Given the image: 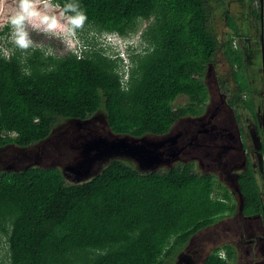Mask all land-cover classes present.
<instances>
[{
	"label": "trees",
	"instance_id": "1",
	"mask_svg": "<svg viewBox=\"0 0 264 264\" xmlns=\"http://www.w3.org/2000/svg\"><path fill=\"white\" fill-rule=\"evenodd\" d=\"M223 1L78 0L88 20L76 53L21 50L0 38V147L37 144L60 122L98 113L114 134L164 135L177 120L205 112V74L220 50L237 88L221 91L232 94L236 118L237 104L254 115L247 75L254 54L234 47V38H244L234 25L224 43L211 32V3ZM138 31L126 62L101 42ZM180 97L187 103L175 106ZM237 183L242 215H261L249 162ZM236 208L227 187L193 162L142 172L115 160L83 183L68 182L57 167L0 171V264H171L193 235ZM219 250L204 264H234Z\"/></svg>",
	"mask_w": 264,
	"mask_h": 264
},
{
	"label": "rangeland",
	"instance_id": "2",
	"mask_svg": "<svg viewBox=\"0 0 264 264\" xmlns=\"http://www.w3.org/2000/svg\"><path fill=\"white\" fill-rule=\"evenodd\" d=\"M228 1H230V3H228ZM235 1L236 3L231 0H224L223 2L211 3L212 17L210 21V27L211 32L219 39L221 43L226 42L228 36L232 34L228 25H234L235 27H237L239 33L243 34L244 38H247L248 40L246 41L244 38H234L233 45L234 47L240 46V48L245 51L249 47H253V40L256 41L257 46L259 44L257 41L258 38H256L257 35L255 33L256 31H258L257 26H253L252 29L251 25L248 26L249 10L250 13H252L253 18H256L257 11L250 7L251 3H249V0ZM14 7L15 0H0V33L1 31H5L7 28L6 35L3 34L0 38L5 42L11 43V47L16 46L8 39L9 28L7 26L5 18L6 16L11 14V11ZM50 11L55 12L57 15H59L61 9L52 8L50 9ZM146 24L147 22H143L141 29H143ZM4 25L6 26V28L4 27ZM29 33L31 39L33 40V46H31L30 48L47 47L51 53L63 54L67 51L72 50H74L73 52H75L78 50L79 46H81V39L78 38L76 35L73 37H69L67 34H64L59 31L55 34H50L40 29L31 28H29ZM139 33L140 32L138 31L136 35L128 38H130V40L135 43L139 42ZM90 35L91 37H93L92 34ZM106 40L109 42V44H113L107 46L115 48L114 51L119 50V56L123 57L124 54L122 53V49L124 48L125 41L117 36H109ZM101 42L103 44V41ZM3 52L5 56H8L10 54V48H4ZM248 57L249 56H246V58ZM257 60L260 65V55H256L255 61L257 62ZM248 61H250V63L247 68L249 70L247 75L250 79V86L252 88V85H254L252 83H259L258 70L255 66L254 58H250ZM218 80L222 82L221 86L229 89L231 93L235 92V90L237 89L234 83L233 76L230 72V67L227 61H225L221 50L216 53L214 65L210 66L205 74V82L209 91V99L208 104L206 106L208 109L205 115H201L202 117H184L183 119L173 124V126L170 128L169 135L176 137L178 149L181 147L183 148L180 150L181 152L179 153V159L176 158V155V160H174L175 158L171 160L169 163V167L168 165L162 164L160 166L161 169L173 167V165H175L174 163L178 160H180V162H187L188 160L195 159L193 158L194 154L192 153V150L190 149V147L188 148L187 144L189 142V139H191V137L195 134V129L200 130L205 128H211L210 134L203 136L200 135L198 140L199 143L202 142L205 144H213L214 142L211 141V138H209V136H211V134L217 135L219 137L221 136V139L223 138V141L220 140L221 142L219 141V144H227L228 141L231 146L234 145L238 148V151H236V153L238 154L239 151H241L239 150V142L237 139V134L240 131L246 144L245 151L247 152V157L249 161L252 163V165H257L256 168L259 167V138L255 131L256 122H254V120L252 119L250 111L247 110L243 105H237L238 107L236 108V112L238 114V118H236L234 109L232 107H227L226 103V99L231 96V93L227 94L226 92H222L220 89H218V86H216L218 84ZM186 103V98L180 97L175 101L174 105H185ZM104 124L105 116L102 113H98L97 115L92 117L90 124H88L87 126H92L95 131L103 133L105 130ZM249 128L251 129V132H249ZM79 133L84 134V128L80 129L76 123L71 125L70 127H67V122L62 121L54 127L53 135L50 141L46 144H39L30 147L26 149V151L23 153H19L18 150L12 148L13 146L11 145L3 146L2 148H0V169L6 168L8 166L14 167L16 169L35 165H38L39 168H46L54 165L64 166L70 161L71 155H74V152H76V150L72 149L71 147H75L76 145H78L77 143L79 140V136L77 135ZM227 133L230 135H228V137L224 136ZM231 136L236 137V142L233 141V138H231ZM226 153L227 151H225L224 155L220 158L215 157L217 158V162L212 163L211 168H215L212 170H215L220 181H222L225 186L230 189V193L233 195V199L235 197L234 200L238 204L240 200L238 198L237 192L234 190V178L224 168L228 163L227 158L231 161L233 158H236L238 154L230 155ZM233 161L235 162L234 165L238 163V161ZM208 162L210 163V161ZM195 167L199 168V165L195 163ZM253 167L255 168V166ZM206 170L207 169H205V171ZM67 181H72L71 183L74 182L72 179H67ZM217 223H219L220 226L222 225V222L220 221H218ZM235 224L238 225V221ZM242 224L243 222L241 221L240 225ZM209 231H207L208 234L207 232H205L200 236L198 235L199 237L192 242V246H195V242H198V240L201 239L203 236H210V234L212 233ZM244 235L245 233L242 234V231L239 230L230 241L237 242L238 239L240 241H243L241 239L242 237L247 240ZM254 247L256 250L258 249V245L254 244ZM193 248L190 249L191 252L193 251ZM251 254H253V252ZM197 255L195 256V258H197L196 264H199L201 263L202 259ZM254 257L255 255H251L245 263L252 264V262H254ZM174 262L175 259L171 262V264H174Z\"/></svg>",
	"mask_w": 264,
	"mask_h": 264
},
{
	"label": "water",
	"instance_id": "3",
	"mask_svg": "<svg viewBox=\"0 0 264 264\" xmlns=\"http://www.w3.org/2000/svg\"><path fill=\"white\" fill-rule=\"evenodd\" d=\"M262 66L264 68V60H262ZM227 107L230 106L227 105ZM206 111L207 108H205V112L202 114V116L205 115ZM91 120L92 118L87 120H69V122L66 121L67 127H70L71 125L76 123L80 129L84 128L85 133L84 134L79 133L77 135L79 136V140L77 143L78 145H76L75 147H71L72 149L76 150V152H74V155H71L70 161L66 165L64 166L54 165L46 168H56V167L60 168L65 178L72 179L74 181L73 183H83L88 181L92 177L98 175V173L102 170L104 166L108 165L109 163L115 160H124L133 163V165H135V168L142 172H151L158 170L160 169V165L162 164L169 166L168 161L170 159L173 160L176 157V155H177L176 158L178 159L180 155L179 153L181 152L180 150L183 148V147L179 149L177 148L176 137L169 135V132L161 136L145 135L143 137L135 138L129 135L114 134L108 128V125L105 121L104 124L105 130L103 133H101L95 131L92 126H87L88 124H90ZM200 130L195 129L194 131L195 134L191 137V139H189L187 145L188 147H190L194 155H201L200 154L201 152L205 153L203 157L207 158L210 161V163L209 166L207 167V171L202 173L208 174L211 172H215V170H212L215 168L214 167L211 168V165L212 163L217 162V158L215 157L220 158L221 156L224 155L226 149L224 151L223 149H217V146L220 141L219 138L221 137L212 134L211 136H209V138H211V141L214 142L213 143L214 148L209 149L207 147H204V143L198 142L199 136L210 134L211 128L210 129L205 128V130L204 129H200ZM53 131L54 128L51 130V133L45 140H42L39 143L28 147H17L12 144L10 145L13 146L12 148L17 149L19 153H23L26 151V149L30 147L39 144L48 143L53 135ZM238 138L240 140L239 132H238ZM224 145L229 147L228 150H231L234 147V146L232 147L230 143H228V141L227 144ZM198 147H203V148L198 149ZM240 148L241 151H243L242 144ZM234 149L236 148L234 147ZM259 149H260V145H259ZM176 158L174 160H176ZM29 167L32 166H26L18 169L8 166L6 168L0 169V171L18 172L21 170H25ZM35 167H38V165H35ZM244 168L245 170L247 169L246 163ZM236 184H237L236 186L234 184V188H235L234 190L237 192L240 199V202L237 204L236 210L237 211L239 210L242 214L243 198L239 191L237 179H236Z\"/></svg>",
	"mask_w": 264,
	"mask_h": 264
},
{
	"label": "crops",
	"instance_id": "4",
	"mask_svg": "<svg viewBox=\"0 0 264 264\" xmlns=\"http://www.w3.org/2000/svg\"><path fill=\"white\" fill-rule=\"evenodd\" d=\"M236 3L235 0H231ZM230 3V1H228ZM251 8L257 11L258 16L256 18L252 16V13H250L249 10V23L248 26L251 25V29L253 26H257L258 31H256V38L258 41V46L255 40H253V48L256 49L255 57L256 55H260V65L255 61V66L258 70V77H259V83H252L254 85L253 88L255 89V92L253 94V104H254V115L251 114L252 119L254 122H256L255 125V131L259 138V167L256 168L257 165L253 164L249 161L247 157L246 147H245V141L244 138L240 133V140L238 138L239 142V150H241V144L243 147V151H239V154L235 151H238L236 149L227 150L226 154H238L236 158H233L231 161L227 158V165L224 167L225 170L231 174V176L234 178L233 184H236V179L238 178L239 174L245 170V163L248 167V162L252 166L255 172L257 183L260 187L261 192V200H262V207L263 211L261 215H254V216H244L241 214V212L236 210V213L225 220L223 219L222 225L220 226L219 223H216L213 225L214 227H211L213 229H210V232L213 234V237L220 236L219 233L225 234V238L227 242L236 243L233 241H230L236 233L241 230L242 234L245 233L244 237L247 239L245 240L243 237L241 238L243 240V243L240 244V248L237 249V254L240 256L243 255L245 259V262L249 259L251 255H255L256 261L252 262V264H264V68L262 66V60H264V0H254V2L250 5ZM256 19V20H255ZM246 41L247 38H244ZM252 41V40H251ZM252 45V44H251ZM252 49V47H250ZM249 50V48H248ZM258 53V54H257ZM262 56V59H261ZM208 104V102H207ZM207 106V105H206ZM207 108V107H206ZM231 108V107H230ZM208 109V108H207ZM238 161L236 165H234V161ZM255 166V168L253 167ZM210 174H213L216 176V178L220 181L218 175L216 172H211ZM224 186L225 184L220 181ZM226 187V186H225ZM228 189V188H227ZM230 193V189H228ZM231 194V193H230ZM233 197V195L231 194ZM239 198V196H238ZM235 199V197H234ZM240 200V199H239ZM238 221V225L235 223ZM241 221L243 222L242 225H240ZM219 226V228H218ZM258 241L259 248L256 250L253 243H256ZM253 252V254H251ZM237 255V256H238ZM235 264H240L239 260L235 261Z\"/></svg>",
	"mask_w": 264,
	"mask_h": 264
},
{
	"label": "clouds",
	"instance_id": "5",
	"mask_svg": "<svg viewBox=\"0 0 264 264\" xmlns=\"http://www.w3.org/2000/svg\"><path fill=\"white\" fill-rule=\"evenodd\" d=\"M52 8H60L59 15L50 11ZM5 19L9 28L8 39L17 48L28 49L33 46L29 28L40 29L50 34L59 31L73 37L85 26L88 17L84 9L80 7L78 0H64L62 5L53 4L50 0H15V7ZM4 27L6 28L5 25ZM109 36L116 35L107 34L102 37L106 46L113 45L106 40ZM122 40L125 41V45L122 49L124 55L121 58L126 62L128 60L127 53L133 50L138 42L135 43L128 37H124ZM78 50L75 52L72 50L71 52L76 53ZM116 52L119 55V50Z\"/></svg>",
	"mask_w": 264,
	"mask_h": 264
},
{
	"label": "flooded vegetation",
	"instance_id": "6",
	"mask_svg": "<svg viewBox=\"0 0 264 264\" xmlns=\"http://www.w3.org/2000/svg\"><path fill=\"white\" fill-rule=\"evenodd\" d=\"M252 55L254 54V59H255V49L252 47V49H250L249 47V50H248ZM245 52V51H244ZM246 53V52H245ZM248 54V53H247ZM249 55V54H248ZM246 55V56H248ZM245 56V57H246ZM215 63V62H214ZM212 66V65H211ZM210 67V66H209ZM208 67V68H209ZM222 85V82L220 80H218V84L216 86H218V89L221 90V86ZM236 91V90H235ZM232 95V94H231ZM228 99H226L227 101ZM227 105L228 102H226ZM237 105H240V104H237ZM69 122V120H66ZM205 130V129H204ZM202 131V130H200ZM239 131V130H238ZM237 131V132H238ZM242 131V130H241ZM240 132V131H239ZM249 132H251V129L249 128ZM228 135L230 134H225L224 136L228 137ZM252 136V134H251ZM250 136V137H251ZM221 137V136H220ZM219 138V137H218ZM231 138H233V141L236 142V137L234 136H231ZM252 138V137H251ZM237 139H238V134H237ZM171 140V139H170ZM219 140L222 141L221 138H219ZM220 141V142H221ZM232 141V142H233ZM234 145H232L233 147ZM204 147H207V148H214V144H205L204 143ZM235 148H237L236 146H234ZM233 147V148H234ZM203 147H198V149H202ZM228 146H225L224 144H218L217 146V149H223V151L226 149V151L228 150ZM238 149V148H237ZM201 155H193V158L195 159H191V160H188L187 162H182V163H189V162H193L194 164H198L199 165V168L196 167V169L200 172H206L205 169H207V167L209 166V160L207 158H204L203 156L205 155V153H200ZM207 154V153H206ZM198 158V159H197ZM171 159L168 161V163H170ZM178 162H180L179 160L177 162H175L174 164L176 165ZM208 165V166H207ZM174 166V165H173ZM169 167V166H168ZM169 169V168H167ZM236 213V212H235ZM234 215V214H233ZM228 218V217H226ZM225 219V218H223ZM221 219V220H223ZM220 220V222H221ZM217 223V222H216ZM215 223V224H216ZM213 224V225H215ZM209 226V227H206L202 230H200L199 232H197L195 235H193L189 240L188 242L185 244V246L183 247V249L176 255L175 257V262L174 264H196V259L195 256L197 255L198 257H200L202 259L201 263L199 264H204L207 260V258L216 250L220 249L219 251H224V254H225V258L228 256L227 254L230 253L231 255H233V258H234V264H235V261H237V259L239 260V263L240 264H248V263H245V258L243 257V255L239 256L237 254V249L240 248V244L243 243V241H240L238 239V241L236 243H231V242H227L225 238V234H222V233H219L220 236H216V237H213V234H210V236H203L201 239L198 240V242H195V246H192V242L195 241L200 235H202L203 233L207 232L210 230V228L213 226ZM210 232V231H209ZM208 234V232H207ZM199 235V236H198ZM255 245H258V248L260 247L259 246V243L258 241L256 243H253ZM190 245V247H189ZM194 247V248H193ZM196 247V248H195ZM193 248V251L191 252L190 249ZM219 253V252H218ZM238 255V256H237ZM257 256L254 257V262L257 260L256 259Z\"/></svg>",
	"mask_w": 264,
	"mask_h": 264
},
{
	"label": "built area",
	"instance_id": "7",
	"mask_svg": "<svg viewBox=\"0 0 264 264\" xmlns=\"http://www.w3.org/2000/svg\"><path fill=\"white\" fill-rule=\"evenodd\" d=\"M218 256H219L220 258L224 259V258H225L224 251H220V252L218 253Z\"/></svg>",
	"mask_w": 264,
	"mask_h": 264
},
{
	"label": "bare ground",
	"instance_id": "8",
	"mask_svg": "<svg viewBox=\"0 0 264 264\" xmlns=\"http://www.w3.org/2000/svg\"><path fill=\"white\" fill-rule=\"evenodd\" d=\"M238 121V120H237ZM177 134V133H176ZM182 146V145H181ZM189 148V147H188ZM190 152V151H189ZM179 159V158H178ZM122 161V160H121ZM161 166V165H160ZM72 182V181H71Z\"/></svg>",
	"mask_w": 264,
	"mask_h": 264
}]
</instances>
